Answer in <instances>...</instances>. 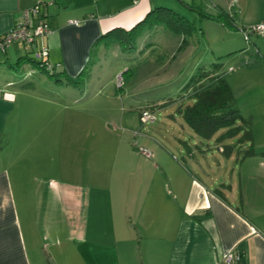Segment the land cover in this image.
Masks as SVG:
<instances>
[{
    "label": "crops",
    "instance_id": "crops-1",
    "mask_svg": "<svg viewBox=\"0 0 264 264\" xmlns=\"http://www.w3.org/2000/svg\"><path fill=\"white\" fill-rule=\"evenodd\" d=\"M37 1L0 0V34ZM41 1L47 4L44 19L51 29L42 39L47 61L62 73L58 82L70 84L68 79L75 81L87 65L93 46L104 49L95 44L101 35L130 29L160 7L161 0ZM260 21L264 15L247 23ZM250 43L261 58L224 74L240 114L237 94L248 88L245 102L254 98L246 112L249 119L241 114L250 120L252 143L248 155L239 152L234 159L240 163V180H245L239 189L236 166L230 170L227 165L235 150L217 146L225 159L208 143L198 147L196 141L192 145L201 155L184 141L178 146L180 158L168 143L143 142L151 152L146 157L127 142L121 164L112 163L105 174L51 175L54 158L42 164L39 154L47 147L42 149L34 135L21 134L18 147L10 140L2 144L7 129L9 134L17 129L16 118L14 124L12 120L18 81L8 72L26 63L34 73L37 59L20 43L0 51V264H264V157L257 158L253 149L264 148V142L255 141L257 115L252 111L260 103L264 116V41L260 47ZM22 121L20 117V129ZM54 132L59 134V128L52 136ZM53 141L51 147L58 145Z\"/></svg>",
    "mask_w": 264,
    "mask_h": 264
},
{
    "label": "rangeland",
    "instance_id": "rangeland-1",
    "mask_svg": "<svg viewBox=\"0 0 264 264\" xmlns=\"http://www.w3.org/2000/svg\"><path fill=\"white\" fill-rule=\"evenodd\" d=\"M157 4L190 22L191 31L187 33L180 28L179 32H173L158 23L128 50L113 44L100 51L94 50L87 78H77L75 85L59 83L56 79H60V75L48 76L39 70L30 73L26 63L11 69L10 78L18 81L13 86L18 93L14 107L17 116L13 114L12 120L14 124L16 118L17 129L10 134L7 129L6 139L1 138L2 144L10 140L12 146L18 147L21 134L34 135L42 149L47 147L39 154L45 160L42 164L47 165L53 156L51 175L61 179L68 175L105 174L112 163L121 164L119 161L127 150L123 146L127 142L136 146L143 156L139 149L144 148L139 146L143 142L168 143L177 158H180V141L187 142L196 155L201 153L192 142L196 141L198 147L208 143L212 152L225 159L226 155L217 151V146H230L235 151L227 165L230 170L231 166H236L235 184L239 189L240 163L234 159L239 152L242 156L248 155L252 143L251 139L243 137L245 124H241L239 133L232 137H222L226 128L219 129L210 138L199 136L182 114L185 106L195 102L191 91H186L184 86L201 66L218 62L220 72L227 76L231 70H239L240 65L261 58L256 56L250 42L260 47L264 36L250 33L246 39L239 28L247 29L252 25L247 22L264 15V0H161ZM222 11L233 19L234 27L227 23ZM235 60L238 63L235 64ZM93 62H97L95 67ZM248 95V88L237 94L245 118L254 100L246 103ZM143 110L153 112L152 122L140 121ZM252 111L257 115L255 141L264 142L260 103H254ZM128 115L133 120L127 121ZM20 117L24 125L21 129ZM57 128L59 134L54 132L53 137L51 131ZM11 135L17 139H12ZM34 137L32 140L36 142ZM55 139L58 145L51 147L50 143L56 144ZM143 146L147 148L146 144ZM253 149L257 158L264 157V148L253 146Z\"/></svg>",
    "mask_w": 264,
    "mask_h": 264
},
{
    "label": "trees",
    "instance_id": "trees-1",
    "mask_svg": "<svg viewBox=\"0 0 264 264\" xmlns=\"http://www.w3.org/2000/svg\"><path fill=\"white\" fill-rule=\"evenodd\" d=\"M161 13L163 14L161 15ZM222 15L228 24H233V19L230 18L226 12ZM158 23L165 25L173 32H179L181 30L180 28H184L188 33L192 29V24L182 17L176 16L173 10L165 7H154L130 29H111L101 35L96 40L95 44L101 43L105 46L119 44L122 49L128 50L133 47L136 38L140 34L150 30ZM94 50L95 48L93 46L89 61L77 78H87L91 68V55ZM27 51L34 53L33 48ZM35 59H37L35 64L37 70L46 73L48 76H61L62 73L55 72L52 65L50 69H47L44 63L34 55L33 60ZM220 70L221 64L215 62L206 67H199L195 73L191 75L184 89H186V91H191V96L194 97L195 102L182 109L183 117L190 127L203 138H210L216 131L222 128H226L222 137H232L239 133L242 127L241 124H245L246 126L244 125V127L246 129L243 137L250 140V120L244 119L241 116L233 93L224 78L223 72H220ZM56 80L60 81L58 78ZM68 82L72 85L77 84L76 80L72 81L68 79ZM219 137L221 138V136Z\"/></svg>",
    "mask_w": 264,
    "mask_h": 264
},
{
    "label": "built area",
    "instance_id": "built-area-1",
    "mask_svg": "<svg viewBox=\"0 0 264 264\" xmlns=\"http://www.w3.org/2000/svg\"><path fill=\"white\" fill-rule=\"evenodd\" d=\"M46 2L37 1L31 7L22 11V17L19 22L13 25L8 31L0 34V51H4L8 46L14 43H20L25 50L34 49V55L44 63L47 69L51 68V64L47 61L48 50L42 43V39L45 38L51 32L48 23L45 21L44 16ZM76 23V21H72ZM239 31L247 39L250 33L264 36V21H260L252 24L247 29L239 28ZM154 114L152 111L143 110L140 113V121L142 123L152 122L154 120ZM141 152L146 156H151L150 151L145 148H139ZM227 261L233 259V255L228 253Z\"/></svg>",
    "mask_w": 264,
    "mask_h": 264
}]
</instances>
